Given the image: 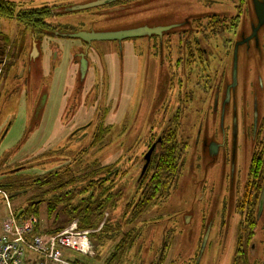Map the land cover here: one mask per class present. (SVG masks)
Instances as JSON below:
<instances>
[{
	"label": "rangeland",
	"instance_id": "1",
	"mask_svg": "<svg viewBox=\"0 0 264 264\" xmlns=\"http://www.w3.org/2000/svg\"><path fill=\"white\" fill-rule=\"evenodd\" d=\"M12 1L26 8L56 6L64 13L47 23L68 34L180 23L170 29V36H163L162 46L155 38H137L121 45L93 41L87 48L79 38L65 34L34 37L29 27L0 17V31L10 37L3 45L7 53L0 57V182L3 172L18 167H25L18 176L67 170L80 181L91 170L111 171L107 186L112 199L94 229L80 228L69 208L59 206L48 217L45 201L39 205L41 229L62 231L75 224L89 233L95 255L66 250V257L80 258L82 264H106L121 234L131 229L124 210L139 196L144 156L180 107L179 139L187 149L178 178L169 196L136 221L140 235L121 264H233L238 242L247 246V264H264V211L250 234L243 227L247 212L242 209L250 154L257 148L251 135L253 112L264 133V24L257 41L238 48L237 83L224 113L222 108L231 83L234 43L251 35L257 24L253 1L241 2V14L240 0H134L123 7L116 3L78 11L71 9L97 0ZM239 14L235 30L223 29L217 35L203 19ZM177 36L182 37L180 43ZM189 45L204 49L203 54L187 55ZM81 55L87 61L83 79ZM99 125L108 133L91 147ZM235 130L238 149L232 167L224 162ZM204 136L226 139L214 161L201 151ZM85 185L80 182L77 187ZM28 196L11 198L13 206ZM82 197H75L72 205L86 207ZM6 216L0 197V223ZM105 223L113 240L99 239ZM238 259L235 264H245Z\"/></svg>",
	"mask_w": 264,
	"mask_h": 264
},
{
	"label": "trees",
	"instance_id": "2",
	"mask_svg": "<svg viewBox=\"0 0 264 264\" xmlns=\"http://www.w3.org/2000/svg\"><path fill=\"white\" fill-rule=\"evenodd\" d=\"M239 2V12L240 4ZM64 12L56 6H43L40 8H23L16 3L9 0H0V17L13 19L18 24L29 27L34 37L43 34L51 37L60 36V34H67L66 32L56 31L55 28L47 23V19L62 15ZM239 16L233 19L238 21ZM236 24L234 23V26ZM233 26V25H232ZM1 34V33H0ZM3 41L5 45L9 44L10 38L8 35L3 34ZM182 113L180 107L176 113L168 121V125L161 134L157 135L156 148L151 155L149 164L143 174L138 179L137 186L139 189V196L136 201H132L125 206L124 213L128 214L127 225L131 229L121 234L117 243L113 246V252L106 259V264L115 261V264H121L124 254L130 252L134 246L135 240L140 235L139 229H135L136 221L158 200L166 199L177 178L181 168L182 160L187 149V143L179 139V131L181 128ZM96 133L91 142V147L102 141L103 137L108 133L107 128L104 126H97ZM73 134V133H72ZM3 136V135H2ZM253 160L252 162H254ZM95 163H92L94 165ZM25 169V167H18L16 169L3 172L4 180L0 182V190L8 193L9 198L17 197L22 194L29 196L18 206H13L14 212L18 218L22 217H36L39 219V205L45 201L47 216L54 215L57 207L62 206L63 209H71L69 213L78 216L79 227L82 229H94L97 227L95 223L103 217L106 211L105 205L110 202L112 196L110 195V186H107L108 174L111 171H104L101 169L99 172L91 170L86 173L84 179H78L73 176L71 172L63 171L61 173H42L33 176H24L17 173ZM253 170V167L251 168ZM106 172V173H105ZM106 174V175H105ZM17 175V177H15ZM98 176V177H96ZM86 184L85 187H77L78 183ZM77 196H83L86 207L82 205L74 206L72 201ZM85 196V197H84ZM1 197V196H0ZM99 200V202H97ZM258 197L253 199L257 202ZM97 202V203H96ZM12 203V200H11ZM253 203V204H255ZM252 199L245 200V205L242 209L247 212L243 227L248 228L249 233L255 230L257 225L256 215L252 212ZM248 205L250 207H248ZM246 207V208H245ZM107 224L103 225L99 239L102 237L106 240H113L111 235H108ZM61 229H41L40 223L35 225V233L55 234ZM248 233V234H249ZM103 234V236H102ZM110 237V238H108ZM103 240V239H102ZM240 241V240H239ZM101 245V244H100ZM247 246L237 244L233 264L238 261V258L246 261ZM241 260V261H242Z\"/></svg>",
	"mask_w": 264,
	"mask_h": 264
},
{
	"label": "built area",
	"instance_id": "3",
	"mask_svg": "<svg viewBox=\"0 0 264 264\" xmlns=\"http://www.w3.org/2000/svg\"><path fill=\"white\" fill-rule=\"evenodd\" d=\"M7 216L0 223V264H79L70 259L69 250L86 257L94 256V246L87 231L76 225L55 234L35 233V217L18 218L9 195L0 190Z\"/></svg>",
	"mask_w": 264,
	"mask_h": 264
},
{
	"label": "flooded vegetation",
	"instance_id": "4",
	"mask_svg": "<svg viewBox=\"0 0 264 264\" xmlns=\"http://www.w3.org/2000/svg\"><path fill=\"white\" fill-rule=\"evenodd\" d=\"M9 1H12V0H9ZM133 1L134 0H116V1L106 3L104 5H112V4L114 5L116 3H120V4H125V5H119V6L123 7V6H126V4H130ZM12 2H14V1H12ZM19 6H22V5L19 4ZM23 8H26V7H23ZM234 18H236V17H232L229 19V18L224 17V16L220 17L219 15H210V16L203 17V19H206L207 23L210 24L211 32L214 33L215 35H217L216 33L221 32L223 29L226 30V29L230 28V29L235 30L237 27L238 21H233ZM186 22H188V21H186ZM234 23L236 24L235 26H234ZM177 24H180V23H177ZM177 24H174L172 26L169 25L168 26L169 28L166 30H164V27H157V28H161V29H157L155 31H150L151 33L149 32V34L141 35L138 37L136 36V37H132V38H125V39H122L119 43L121 45L123 40H126V39L155 38L157 40L156 43L158 44V40H160L159 44H160V46H162L163 36L164 35L170 36L169 33L170 32L173 33L172 31H170V29L177 26ZM181 24H182V22H181ZM144 28H146V27H144ZM218 28H219V30H218ZM0 33H1L0 38L3 39L2 36L4 33H2L1 31H0ZM60 36H63V34H60ZM249 36L245 35L240 40L238 39L237 41H235L234 47H233V57H234V48H235L236 43H238L242 39L248 38ZM251 40H249L248 42H250ZM81 41L83 42L84 46H86L87 48H89L92 44V42L88 43V42H84L83 40H81ZM180 41H182V37L177 36V43L178 42L180 43ZM195 43H197V42L195 41ZM3 45H5V43L3 41H0V57H1V55L2 56L4 55L3 52H6L4 50ZM154 47L156 48V44H154ZM176 50L180 51V49H176ZM203 51H204V49H201V48H197V50L191 49L190 45L188 46V48H186L187 55H189V56H193L195 54L196 55H202ZM237 56H238V52H237ZM237 61H238V57H237ZM0 63L2 64L1 60H0ZM232 66H233V63H232ZM231 84H232V76H231V83L228 84L227 87L230 86ZM227 87H226V90H227ZM226 90H225V96H224L225 98L224 99H226ZM231 90H232V88H230L229 100L226 103H223L224 106L222 104L223 113H224L225 105L227 103H229V101H230ZM256 116H257V113L254 116V112H253V128H252V134L251 135H252L253 139L256 140L257 144H255V146H257V148L253 149L251 154H250L251 157H250L248 172H247L248 182L246 183V186L244 188L243 198L245 200L252 199V204H251V207L253 208L252 212L253 211L255 212V209H256V220L258 223V221L260 220V218L263 214V211H264V201L262 203L260 202V197H261L262 189L264 186V158H263L264 157V141L262 140V138H264V133H261V129H258V126H256ZM201 141H202L201 151L203 153H205L212 161H214L212 158H214V156L219 155L218 151H220V149H223V146H225V144H226V143H224V142H226V139H223V142H219L216 139H208L206 136H204ZM230 144H231V148L229 150V154H228L229 156H227V159H225L224 163L228 162V165L229 166L232 165V167H233L236 163L237 149H238V140L236 137V130L233 131V135H231ZM259 149H260V151H259ZM262 154H263V157H262ZM214 159H216V158H214ZM253 160H255V161L252 162ZM252 167H253V170H251ZM234 184H235V181H232L231 185H230L231 193H233V191L235 189ZM256 197H258V201L255 203V202H253V199ZM253 203H255V204H253Z\"/></svg>",
	"mask_w": 264,
	"mask_h": 264
},
{
	"label": "water",
	"instance_id": "5",
	"mask_svg": "<svg viewBox=\"0 0 264 264\" xmlns=\"http://www.w3.org/2000/svg\"><path fill=\"white\" fill-rule=\"evenodd\" d=\"M112 1H116V0H97V1H94L91 3H87L84 5L73 7L71 10L72 11H78V10L90 9V8H94V7L104 5V4L112 2ZM252 1H253L255 15L257 18V24L253 25L252 33L248 38L242 39L241 41H239L235 45L234 57H233V68H232V84L227 87L226 99H225L224 103H226L229 100L230 88H234L236 86V83H237V57H238L237 52H238V47L240 45L247 43L251 39H255L257 41L258 30L264 24V2H261L259 0H252ZM168 28L169 27H164V30H166ZM157 29H161V28H147L146 27V28L135 29V30H130V31L103 33V34H94V33L88 34V33L78 32V33L66 34V36L71 37V38H79V39L83 40L84 42H88V43H90L92 41H119L120 42L122 39L132 38V37H136V36L138 37L141 35L149 34L150 31H155ZM35 54H36V50L33 51L32 56H34ZM81 58L82 59L80 61V76H81V79H83V77L86 74V70H87V61L85 60L84 55H81ZM223 106H224V104H223ZM155 148H156V143L152 144V146L150 147L148 152L145 154V156H144L145 164H144L143 169H142V174L145 172V170L149 164L151 155L154 152ZM263 201H264V186H263L262 194L260 197V202L262 203Z\"/></svg>",
	"mask_w": 264,
	"mask_h": 264
}]
</instances>
